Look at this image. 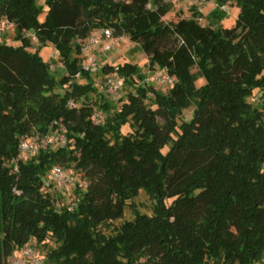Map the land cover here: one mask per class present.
I'll use <instances>...</instances> for the list:
<instances>
[{
    "label": "trees",
    "instance_id": "trees-1",
    "mask_svg": "<svg viewBox=\"0 0 264 264\" xmlns=\"http://www.w3.org/2000/svg\"><path fill=\"white\" fill-rule=\"evenodd\" d=\"M43 1L48 9L39 21L35 0H0V18L22 40L0 43V264L32 240L45 264L259 263L264 0H216L238 6L229 28L201 25L193 7L191 16L165 22L170 2L162 0ZM102 28L137 42L149 70L173 83L155 90L134 64L104 63L95 73L120 75L128 90L114 100L96 90L81 69V46ZM25 31L56 50L63 95L53 91L38 50L26 49ZM255 89L258 105L248 99ZM187 107L191 114L181 119ZM94 110L104 113L101 123ZM60 128L64 145L18 160L22 138ZM53 165L86 178L84 189L75 183L80 200L71 211L42 182ZM140 192L153 200L149 214L132 202ZM126 207L133 217L103 231Z\"/></svg>",
    "mask_w": 264,
    "mask_h": 264
},
{
    "label": "rangeland",
    "instance_id": "rangeland-1",
    "mask_svg": "<svg viewBox=\"0 0 264 264\" xmlns=\"http://www.w3.org/2000/svg\"><path fill=\"white\" fill-rule=\"evenodd\" d=\"M36 5L39 8V12L37 15V18L39 21L44 20L45 15L47 13L48 5L44 3L43 0H35ZM170 4V11L163 17V20L165 22L169 20H176L180 17H189L191 16V10L190 8L193 7L195 10H197L200 13L199 23L201 25L210 26L212 28H229L232 27L235 23L237 14H238V6L234 3V1H226L222 4H218L216 0H172ZM3 21V18H0V22ZM97 32V31H96ZM25 36L30 38V45L26 47L27 50L30 52H35L38 50V55L41 57V59L49 64V72L51 76L54 78V85H53V91L55 93H58L60 95H63L64 93V86L60 81V77L62 74H64V68L58 59L56 50L50 43H45L41 45H37L36 39L33 37L31 31H25ZM95 34V33H94ZM101 41H103L101 39ZM106 42V39L104 40ZM0 43L17 47L22 44V40L18 37H16L15 28L12 24H6L4 27V30L0 32ZM84 44V42H83ZM99 45V46H98ZM101 43L97 44V51L96 54L101 59L99 60V66L101 67L104 63L118 66L123 63H131L136 66L137 75L142 76L143 80H146V84L154 88L155 90H166L169 86L159 87L155 84V81L153 80L155 73L153 71L149 70L147 66V58L142 50L141 46L137 42L130 41L127 36L122 35L121 38L116 42H111V47L108 51L105 53H102L101 50ZM96 46V45H95ZM108 59V60H106ZM50 66H53V70L50 68ZM157 72V71H156ZM90 79L93 83V86L98 89V87L102 84L103 76L102 74L98 75L95 72H89ZM116 76L121 80V89L119 94H117V97L122 96L125 90H128V88L125 86V81L123 80V77L116 74ZM136 78V77H135ZM84 82V80H79V83ZM202 82L201 79L198 80V85ZM130 87V85H127ZM96 89V90H97ZM260 90L255 89L253 91L252 96H250L248 99L252 104L258 105L260 103L259 96H260ZM94 92H91L89 94L90 98L94 97ZM102 111V110H99ZM192 111V107H187L183 110V114L181 119H186ZM179 119L178 122L181 120ZM159 123H161V120H158ZM124 132V130H123ZM57 145V144H55ZM170 146V143H167L162 150H166ZM57 167L60 168L61 171V178H59L61 181H67V176L72 177V172L68 170V168L59 166V165H53L52 168ZM50 173L46 174L42 178V182L44 184H47L50 187H55L56 190H60L59 188H63L62 183L57 181V177L51 175ZM64 177V178H63ZM75 179L74 182H87L85 176H83L82 172H76V175L73 176ZM72 177V178H73ZM77 187L75 189L70 188V192H76ZM69 192V193H70ZM76 194V193H75ZM59 198L65 197L67 195L66 192L62 193V191H58L56 194ZM133 204L136 209H138L141 212L144 213H151V208L153 205V200L149 198L146 194L143 192H140L136 198L133 199ZM133 217V212L131 208L126 207L124 216L122 220H114L111 222L110 227L103 230L106 233H112L113 227L119 225V223L125 219H131ZM33 241V240H32ZM32 244H36L35 241H33ZM10 259V258H9ZM8 259V262H9ZM258 264V263H257Z\"/></svg>",
    "mask_w": 264,
    "mask_h": 264
},
{
    "label": "built area",
    "instance_id": "built-area-1",
    "mask_svg": "<svg viewBox=\"0 0 264 264\" xmlns=\"http://www.w3.org/2000/svg\"><path fill=\"white\" fill-rule=\"evenodd\" d=\"M163 2H172V0H162ZM8 24L6 21L0 22V32L4 30L5 25ZM95 33V34H94ZM91 34L81 46V52L83 57V62L81 63V69L86 72H96L100 69L98 56L93 55L89 48L92 44L101 43L102 53H105L111 47V42L116 43L121 36H112L111 31L108 28H102L97 30ZM35 38V36H33ZM36 39V38H35ZM101 39L103 41H101ZM108 39V41H104ZM53 70V66H50ZM155 76L153 80L158 87L169 86L173 83V78L169 75L165 74L162 71H153ZM78 75V74H76ZM146 81V80H145ZM121 89V80L116 76V73H108L103 76L102 84L98 87V91L105 94L111 100L117 99V94H119ZM67 104L69 106H75L73 100H68ZM94 123H101L104 118V113L99 110H94L91 115ZM65 137L62 133V129L57 130H48L43 134H32L26 138H22L19 143V156L18 160H25L27 157L37 154L40 150H44L46 148L55 147L58 145H64ZM57 144V145H55ZM16 169V165L14 166V170ZM51 175L57 177V181L62 183L63 188H59V192H66L65 189L73 188L75 189L76 184L73 179H75L72 173L71 176H67V181H61V171L60 168L54 167L51 169ZM50 173V172H49ZM64 178V177H63ZM47 185V184H46ZM80 187L84 189L85 183L80 182ZM14 191L18 193L15 189ZM76 192H70L64 198L66 200L65 206L67 211L73 210V208L77 205L80 200L79 194H75ZM56 208L59 207L58 203H55ZM33 241H30L26 246H24L19 251H16L9 259L8 264H45L43 257L40 256V253L36 249L35 244H32ZM134 264H148L144 259H139ZM258 264H264V258L260 260Z\"/></svg>",
    "mask_w": 264,
    "mask_h": 264
},
{
    "label": "crops",
    "instance_id": "crops-1",
    "mask_svg": "<svg viewBox=\"0 0 264 264\" xmlns=\"http://www.w3.org/2000/svg\"><path fill=\"white\" fill-rule=\"evenodd\" d=\"M183 1H185V0H183ZM106 41H108V39H106ZM99 44H100V42H98ZM98 43H95V44H92L91 45V47L89 48V50H90V52L93 54V55H95V56H98L97 54H96V51H97V44ZM96 45V46H95ZM99 46V45H98ZM101 46V45H100ZM98 59L99 60H101L99 57H98ZM106 60H108V59H106Z\"/></svg>",
    "mask_w": 264,
    "mask_h": 264
}]
</instances>
